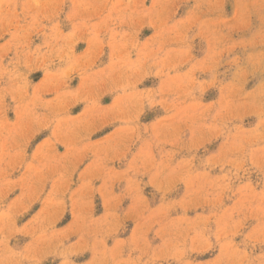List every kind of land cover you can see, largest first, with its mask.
Here are the masks:
<instances>
[{
    "label": "rangeland",
    "instance_id": "rangeland-1",
    "mask_svg": "<svg viewBox=\"0 0 264 264\" xmlns=\"http://www.w3.org/2000/svg\"><path fill=\"white\" fill-rule=\"evenodd\" d=\"M87 2L92 7L72 18L70 14L73 11V0H63L55 14L47 9L40 15L38 13L42 10L35 6V0H8L6 13H0V46L9 41L15 43L14 35L21 37L20 43L26 45L21 49L11 48L2 60L4 66L11 68L9 61L16 58L17 52L21 53L17 70L28 81L24 102L32 98L34 90L39 93L41 101L53 102L49 108L38 102L34 109L37 115L53 121L47 129L35 136L28 133L26 136L13 137L7 132L0 135V145L3 146L0 151V166H6L16 152L24 149L23 157H16L14 166L6 168L9 172L8 179L19 180L22 175H30L26 171L29 163L34 168L45 163L51 165L44 169L43 180H38L36 184L37 188L40 183L43 184L39 199L32 203L26 213L15 217L16 227L21 228L45 206L47 194L53 191V183L58 182V177L62 174L63 181L58 182L54 199H62L64 205L62 214L59 208L56 209L60 219L53 228L59 231L70 224L79 226L80 230L70 234L64 241V246L75 243L81 235L89 246L88 250L71 257L73 264H87L94 256L97 260H102L103 264H117L120 261L181 264L172 255L173 245L182 246L186 250L183 259L192 261V264H208L218 256L223 264H230L228 252L222 253L221 249V245L228 242L239 253H248L249 259L259 256L264 252V243L249 238L259 222L254 216L232 212V219L241 221L235 235H221L217 240L216 234L217 219L222 215L226 217V210L238 208L240 202L251 193L259 194L264 191V169L257 168L252 163V155H259V151L253 153V150L264 148V138L253 139V130L264 133V127H258L260 117L257 115L259 106L264 104V98L253 93L261 79H264V74L260 71L264 67V60L256 63L264 56V41L261 39L264 36V0H157L151 17H144L139 23L129 22L126 12L124 23L117 19L127 0ZM152 7L153 0H143L144 9ZM161 8V18L166 20V29L177 25L184 34L182 41L174 39L172 32L165 31L161 35V26L155 21V11H160ZM190 16L194 19L189 23ZM150 18L154 23H149ZM181 21L185 23L181 25ZM205 22L208 30L202 27ZM74 25L79 31L73 37L75 43L72 45V56L81 58L89 54L93 25L98 26L97 38L101 42L98 54L85 71L74 69L58 87L45 86L42 82L49 79L48 73H58L68 65L67 58L62 52L58 54L57 49L63 46V37L73 32ZM54 26L60 39H52ZM211 30L219 38L216 48L229 50L220 52L214 69L201 71V63L207 64V58L211 54ZM113 31L130 35L135 32L136 47L133 48L129 43L125 49L130 61L137 60L139 51L146 42L155 53L154 57L150 56L144 63L142 73L146 75L136 84L137 92L156 93L163 81L183 76L194 65L196 70L192 72V76L197 83L192 87L191 96L183 95L173 84L171 90L166 86L160 95L154 96L157 100H164L163 105L150 106L144 101L136 121L138 134L134 133L130 139L126 138L115 149L109 148L106 156L101 153V167L93 171L94 162L97 161L93 150L84 149L74 155L65 145L70 141L75 148H83L86 143L104 146L119 135L117 129L123 126L111 114L103 117L96 115L87 125L80 124L89 116L85 112L89 107V100L83 98L85 95L96 101V112L100 113L111 108L115 97L120 94L117 85L124 82V69L120 64L113 63ZM119 39L118 35L116 40ZM157 48L159 51H156ZM177 52L183 55L177 57ZM23 53L32 54L28 57L27 67ZM166 54L169 57L166 67L154 63V60H163ZM173 63L176 64L175 67L171 66ZM237 68L244 69L243 76H235ZM157 71L160 72L159 75H156ZM93 73L96 75L92 76ZM109 73L111 78H107ZM84 76L88 78L84 79ZM229 85H235L230 94L227 87ZM8 87L10 81L5 75L0 78V88ZM65 92L78 95L69 97L63 107L57 108L56 98ZM3 103L6 106L4 116L8 126L12 127L17 124L15 109L18 101L13 100L12 95H5ZM173 103L176 108L172 107ZM187 105L194 107L186 108ZM177 109H185L187 113L194 114L197 124H214L220 129L219 134L206 133L200 146L189 150L191 121L180 120L185 113L177 112ZM174 112L177 113L175 116ZM218 112L221 113L220 116L216 115ZM57 118H65L66 122L61 127L67 131V137L51 136ZM77 124L80 126L74 127ZM167 125L178 126L181 130L180 140L175 144L166 142L172 136ZM28 136L31 138L25 144ZM85 136L87 139H83ZM106 137L109 139L106 140ZM245 137L249 139L242 141ZM48 138L53 141L49 150L50 160L44 161L40 157L33 159L37 147ZM234 142H243V150L227 152L215 166L205 163L209 157L225 152ZM142 147H147L154 163L167 160V153H174L168 161L172 167L181 159L194 157L189 169L191 183L176 180L169 191L162 192L152 179L155 168L139 167L140 161L137 160L138 170H129V162ZM66 153H69L67 157ZM240 159L243 160L240 168L225 162ZM167 171L165 169L161 175ZM200 173L207 175H198ZM109 176L112 178L109 179ZM129 179L136 181L138 193L128 192ZM85 183H90V190L81 191V186ZM21 194L22 188L17 186L3 201L4 206ZM137 195L142 198V203L136 199ZM112 197H119V202ZM181 201L190 203L184 207ZM162 203H171L173 206L165 217L157 218L159 223L150 221L149 217ZM180 217H185L186 221H195L197 217L208 219L206 223L198 222L195 228H190L187 222L179 220ZM199 231H203L211 248L207 251H190L193 246L192 238ZM4 235L7 236V242L6 247L0 244V264H3L4 258L18 259L20 264H33V261L23 256L26 248L34 244V235L23 232L9 234L7 231ZM118 241L123 243H117ZM13 253L20 255L12 256ZM40 264H61V257L48 255L41 259Z\"/></svg>",
    "mask_w": 264,
    "mask_h": 264
},
{
    "label": "clouds",
    "instance_id": "clouds-1",
    "mask_svg": "<svg viewBox=\"0 0 264 264\" xmlns=\"http://www.w3.org/2000/svg\"><path fill=\"white\" fill-rule=\"evenodd\" d=\"M63 0H35V6L42 10L51 9V14H55L59 9L60 4ZM157 0H153V7L151 9L143 8V0H127L124 8L120 10V15L117 17L120 23H124V13H127L128 21L139 23L144 19V17H151L153 11L156 9ZM92 7V4L88 3L87 0H73V11L70 14V18L78 16L81 11H87ZM115 7V5L113 6ZM8 8V0H0V13H6ZM155 11V21L159 22L161 26V35L165 31L174 33V39L183 40L184 34L181 32L180 28L177 25H173L171 29H166L165 24L166 20L161 18V12ZM35 21V17L33 18ZM110 19V17H109ZM194 19L193 16L189 17L188 22L190 23ZM149 23L152 24L154 21L150 18ZM183 25L185 22H179ZM142 26V25H141ZM97 27L96 25L92 26L91 30V39H90V51L86 57L74 58L72 56V45L75 43L73 37L76 35V32L79 31V28L74 25V30L72 33H69L67 37H63L64 44L61 48L57 49V53H63V56L67 58L68 65L65 69L58 73H48L49 79L45 82H42L45 86L53 85L58 87L63 80L66 78L67 74L73 71L74 69H80L82 72L85 71L88 67L91 66L93 62V58L98 54V49L101 46V42L97 38ZM205 30L207 29V22L202 25ZM53 40L60 39L58 30L56 26L53 29ZM120 36L119 40H116L117 36ZM210 35L212 36V44H211V54L207 58V64L201 63L200 70H212L214 69L216 63L218 62V57L221 51L229 50L225 48L217 49L216 44L219 42V38L214 35V30L210 31ZM262 41H264V36H262ZM14 40L9 41L5 45L0 46V78L5 75L8 77L10 81V87L8 88H0V135L4 132H7L9 136L21 135L26 136L28 133H31V136L37 135L41 130L47 129L50 124L53 123L52 120H49L47 117L42 115H37L35 112V107L39 102L43 107L49 108L52 106V101H41L40 95L37 91L34 90L32 98L27 102H24V97L27 95L26 88L28 85L27 77L20 73L17 69L20 64V52H17L16 58L14 60H10L9 64L12 65L11 68L4 66L2 63L3 57L7 54V52L11 48L21 49L26 45L20 43L21 37L14 35ZM135 40V32L131 35L129 33H116L112 32V47L114 53V64H120L124 69V73H122L123 83L117 85L120 90V94L115 97V100L112 103L111 108L104 110L100 113L96 112L98 105L94 99H90L88 95H85L83 98L89 100V107L85 110V112L89 113V116L80 124L87 125L90 120L99 115L100 117L107 116L109 114L112 115L114 120H118L122 122V127L117 129L119 133L118 136L113 138L110 143L100 146V145H90L84 144L83 148H75V145L70 141L65 146L69 148L70 153L74 155H78L84 149L93 150L94 154L97 156V161L94 162L95 168L93 171L98 170L101 167L100 161L102 157L101 153H104L106 156L109 148L115 149L116 145L123 142L126 138L130 139L131 136L136 133L138 134V128L136 126L137 118L142 110L144 101L152 106L155 104L163 105L164 100H157L154 98L156 95H160L167 86L168 90H171L172 85L174 84L177 89H180L185 96L192 95V87L196 85V81L193 79L192 72L196 70V66L194 65L187 72L183 74V76L170 77L168 81H163L161 84V88L158 92L153 93L152 91L148 92H137L136 84L139 83L140 79L143 78V75L146 73H142V69L145 61L151 56L154 57L155 53L151 50L147 44L143 46V48L139 51L138 58L136 61H130L128 59V53L125 50L127 45L131 43L133 48L136 47ZM156 51H159L157 48ZM25 57V67L28 66V57L31 56V53H23ZM183 53L177 52V57L182 56ZM169 60L167 54L163 60H154V63L160 64L161 67H166V62ZM264 60V56L256 61V63H261ZM179 62V61H178ZM234 62V61H233ZM175 67L176 64L173 63L171 65ZM261 73L264 74V67L260 69ZM160 72L157 71L156 75H159ZM95 76L96 74H91ZM244 75L243 68H237V72L235 74L236 77H240ZM87 79V76L83 77ZM107 78H111V73L107 75ZM169 81L171 83H169ZM102 82V81H101ZM95 83V81H93ZM229 88V94L235 87V85L227 86ZM202 90V86H201ZM255 96L264 98V79H261L259 84L253 90ZM253 93H246V95H253ZM12 95L13 100L18 101L16 105V114H17V124L9 127L8 121L4 116V112L6 111V106L4 105V96ZM78 93H61L56 98V106L57 108L63 107V105L67 102L69 97H76ZM173 108H176V104H172ZM193 105H187L186 108H192ZM226 110V109H225ZM177 112H184L185 114L180 117V120L191 121V132L192 135L189 138L188 147L189 150L197 148L200 146L201 142L204 139L206 133L210 134H219L220 129L217 128L214 124L205 125V124H197L196 116L194 114L187 113L185 109H177ZM177 113H173L175 116ZM83 115V113H82ZM220 116L221 113L218 112L216 114ZM257 115L260 117V124L258 127H264V104L259 106ZM71 119V118H68ZM170 119V118H169ZM215 119V117L213 118ZM65 118H57L54 121V127L52 129L51 136H65L67 137L68 133L65 131L61 125L65 123ZM80 124L74 125V127H79ZM172 133L171 139L166 142L175 144L180 140V129L178 126L174 127L172 125L166 126ZM254 132V138L260 137L264 138V133ZM158 134V133H157ZM28 136L25 139V144H27L28 139L31 138ZM83 139H87V137H83ZM106 140L109 138L106 137ZM249 138H242L243 140H248ZM53 141L51 138L45 139L38 147L36 152L33 153V159L40 157L44 161H49V150L52 148ZM3 150V146L0 145V151ZM243 150V142H234L232 146L225 150V152L218 153L214 157H209L206 164H210L215 166V163L220 161L223 157H225L227 152H235ZM259 151V155H252V163L257 167L264 169V148L259 150H253V153ZM24 155V149L21 148L18 152L14 154L11 160L8 162L6 166H0V244H4L6 247L7 236L4 235L5 231L9 234L14 232H23L24 234L34 235V244L30 245L26 248L25 254L23 258L30 259L33 261V264H40L41 259L48 255H57L61 257V264H73L71 259L72 256H75L79 253H82L88 250V244L84 240L83 235L72 244H68L64 246V241L68 239V236L72 234L74 231H79V226L70 224L67 228L56 231L54 230V224L60 219V215L57 214L56 209L59 208L60 213L62 214L64 201L62 199L57 200L54 199V194L56 188L58 186V182L63 181V175L61 174L58 177V182L53 183V191H50L45 200L44 207H42L39 212L36 213L27 223H25L21 228L16 227L15 217L18 215H22L26 213L30 208L32 203H34L37 199H39L40 193L43 190V184L40 183V187L37 188L36 184L39 181L43 180L42 173L45 168H49L51 165L49 163L42 164L39 168H34L31 163L28 164L26 171L30 172V175L24 176L22 175L19 180H10L8 179L9 172L6 168L13 167V161L16 157L22 158ZM69 153L65 154L67 157ZM174 153H167V160H161L159 163H154L151 159V153L147 150V147H142L140 151L133 156L132 160L129 162V170L135 172L138 170L137 160L140 161L139 167H152L155 168L156 171L152 177L153 181L156 182L157 187L162 192H167L170 189V186L176 180H182L185 184H190L192 177L189 174V169L192 166V162L194 157H188L187 159H181L174 167L170 166L168 161L171 160ZM225 162L233 164L236 168H240L243 164V160H226ZM2 163V161H0ZM90 168L92 166H89ZM165 169H168L167 173L163 176ZM110 171V170H109ZM198 175L206 176L207 173H200ZM112 177L109 176V179ZM17 186L22 188V194L13 199L7 206H4L3 201L5 198L13 191ZM84 189L90 190V183H85L81 186V191ZM137 192L138 189L136 187V181L129 179L128 181V192ZM75 195V193L73 194ZM191 195V194H189ZM112 199L119 202V197H112ZM138 201L142 203V198L138 195L136 197ZM27 201V202H25ZM90 203V202H89ZM182 206L186 207L190 201H181ZM173 205L169 204H161L159 208L155 209L152 215L149 217V220L155 223H159V219L163 218L167 215L168 210ZM227 216L222 215L217 219L218 229H217V240L220 239L221 235L227 237L228 235H235L236 230L240 227V220L232 219V212H236L238 214L247 213L249 215L254 216L258 219V225L253 232L249 234V238L257 240L261 243H264V191L259 194L251 193L250 196H246L244 200H242L239 204V207H234L232 210H226ZM75 216V214H74ZM246 218V217H245ZM82 219V217H81ZM208 217H197L195 221H186L185 217H180L179 220L181 222H187L190 228H195L198 222H207ZM114 230V227L113 229ZM38 233V234H37ZM55 242V243H53ZM103 243V241H100ZM117 243H123L122 241H118ZM167 243V242H166ZM192 248L190 251H207L211 248V245L208 243L207 237L203 235V231L196 232V235L192 238ZM93 249L95 245L93 244ZM172 255L177 260L180 261L181 264H192L190 260H184L183 257L186 255V250L182 246L173 245ZM222 253L228 252L230 264H264V252H262L259 256L254 257L252 259L248 258V253H239L236 249L233 248L230 242L221 245ZM10 251V250H9ZM18 253H13L12 256H19ZM3 264H20V261L13 260L11 258H4ZM87 264H103L102 260H97L94 256L93 260L87 262ZM117 264H138V262L134 261H120ZM208 264H223L221 257H217L213 261H209Z\"/></svg>",
    "mask_w": 264,
    "mask_h": 264
}]
</instances>
